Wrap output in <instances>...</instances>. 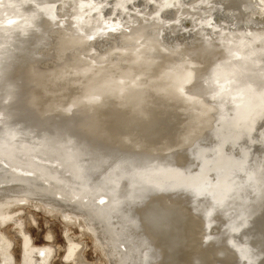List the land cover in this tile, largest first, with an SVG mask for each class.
I'll return each mask as SVG.
<instances>
[{
  "label": "bare ground",
  "instance_id": "1",
  "mask_svg": "<svg viewBox=\"0 0 264 264\" xmlns=\"http://www.w3.org/2000/svg\"><path fill=\"white\" fill-rule=\"evenodd\" d=\"M27 204L108 264H264V0H0V223Z\"/></svg>",
  "mask_w": 264,
  "mask_h": 264
},
{
  "label": "rangeland",
  "instance_id": "2",
  "mask_svg": "<svg viewBox=\"0 0 264 264\" xmlns=\"http://www.w3.org/2000/svg\"><path fill=\"white\" fill-rule=\"evenodd\" d=\"M11 214L13 216L11 221L0 223V241L8 245L11 264H23L22 232L35 247L48 249L47 264H74L68 260L69 243L83 246L82 260L87 264H108L103 253L96 247L93 237L82 229L81 223L80 226L75 223L69 224L57 213H49L37 204L15 206L11 209ZM2 256L0 252V264L3 262Z\"/></svg>",
  "mask_w": 264,
  "mask_h": 264
},
{
  "label": "clouds",
  "instance_id": "3",
  "mask_svg": "<svg viewBox=\"0 0 264 264\" xmlns=\"http://www.w3.org/2000/svg\"><path fill=\"white\" fill-rule=\"evenodd\" d=\"M244 225H241V227H243ZM234 230H238V229H234ZM249 264H254V262L249 261Z\"/></svg>",
  "mask_w": 264,
  "mask_h": 264
}]
</instances>
